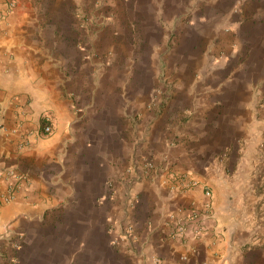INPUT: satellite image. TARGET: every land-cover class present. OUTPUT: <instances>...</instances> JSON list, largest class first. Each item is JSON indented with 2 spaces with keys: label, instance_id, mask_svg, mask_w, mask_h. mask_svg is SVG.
I'll list each match as a JSON object with an SVG mask.
<instances>
[{
  "label": "crops",
  "instance_id": "crops-1",
  "mask_svg": "<svg viewBox=\"0 0 264 264\" xmlns=\"http://www.w3.org/2000/svg\"><path fill=\"white\" fill-rule=\"evenodd\" d=\"M201 2L212 8L204 12L199 4L191 14L192 38L223 23L233 25L237 40L250 35L264 42V0ZM49 3L0 0V172L15 169L24 179L8 203L2 197L12 179L0 177V264H264V197L253 191L264 179L258 148L249 144L239 152L245 170L237 180L251 193L240 187L224 202L214 197L212 214L172 239L170 216L188 215L205 201L202 187L186 189L183 178L217 184L216 170L203 173L194 160L204 167L207 149H227L228 139L238 136L175 134L167 109L160 118L165 123L155 119L145 129L139 99L130 130L113 126L108 102L98 114L95 101H84L91 90L87 52L74 37L45 34L39 10ZM81 78L83 87L76 82ZM192 85V94L203 89L216 97L203 100L215 102L213 108L190 113L189 93L178 88L176 113L194 131L197 121L209 122L215 113L227 119L252 112L238 108L233 83ZM154 102L157 107L162 99ZM80 106L87 112L78 114ZM45 127L52 132L44 134Z\"/></svg>",
  "mask_w": 264,
  "mask_h": 264
},
{
  "label": "rangeland",
  "instance_id": "rangeland-1",
  "mask_svg": "<svg viewBox=\"0 0 264 264\" xmlns=\"http://www.w3.org/2000/svg\"><path fill=\"white\" fill-rule=\"evenodd\" d=\"M49 2L39 10L46 17L45 34L48 37L61 34L64 38L74 37L78 47L87 52L91 61L90 67H87L91 76L87 75L86 78V85L89 84L91 90L87 92L84 101H95L98 114L108 102L106 109L112 115L113 126H124L126 133L133 124V101L139 99L140 121L144 120L145 129L155 119L165 123L160 118L167 109L166 113L170 115L168 121L172 119L169 129H174L175 134L186 129L196 136L203 133L220 136L224 133L235 134L238 140L229 138L227 149L217 146L218 149L222 147V154L218 155L216 145L213 146L216 149H212V153L207 149L209 153L204 167L199 164L201 159L194 160L203 173L211 167L218 173H214L217 183L215 187L199 182L195 188L202 187L204 203L208 200L206 192L211 193L212 212L214 197H221L224 202L230 192L238 194L243 182L240 183L237 179L242 178L245 170L240 150L247 148L249 144L253 145L258 148L255 156L264 161V42L250 35L246 36V40H237L233 25L223 23L216 30V36L213 35L216 31L210 24L204 29L203 38H192V31L186 26L193 20L190 19L191 14L199 10V4L204 12L209 13L212 8L204 6L201 0ZM199 17L202 19V14ZM196 81L210 85H237L238 108L251 110V114L244 113L241 118L235 115L234 118L224 119L220 118V113H215L210 116L209 122L197 121L195 131L183 125L185 120H180L174 102L179 103L180 100L178 95L181 92L178 93V88L183 87L184 92L189 93L190 100H186L185 108L190 113H200L202 109L213 108L212 105L215 104H204V99L216 98L212 94L208 95L207 90H195V94H192V84ZM76 82L84 86L83 78ZM80 97H84L82 92ZM157 99H162V103L154 107V100ZM82 102L83 100H79L78 104ZM87 109L88 107L80 106L78 114L86 113ZM175 115L176 118H173ZM258 170L264 174V166H260ZM242 190L247 194L251 193L245 187ZM253 191L257 196L264 197V179H259ZM2 198L5 200L6 197Z\"/></svg>",
  "mask_w": 264,
  "mask_h": 264
},
{
  "label": "built area",
  "instance_id": "built-area-1",
  "mask_svg": "<svg viewBox=\"0 0 264 264\" xmlns=\"http://www.w3.org/2000/svg\"><path fill=\"white\" fill-rule=\"evenodd\" d=\"M8 7L10 10H13V8L15 7V3L12 1L9 2ZM43 132L44 134L48 135L52 132V130L50 127H45ZM4 176L12 179V183L9 186L8 193L5 198V201L9 203L14 199L15 189L18 187V184L24 179L23 176L19 174L15 169H7L0 172V177ZM183 182L184 184L186 183V189L195 188L199 185L198 181L194 179L186 180V177L183 178ZM206 196L208 200L202 205L201 209L199 207H196L188 215L172 214L170 216L171 222L175 223L174 231H172L171 233L172 239L182 238L191 223H194L196 221H204L205 218L209 217L212 214L213 205L211 201L212 197H210L211 193L207 191ZM200 232L201 228H198L197 233ZM183 260H187V257L184 256Z\"/></svg>",
  "mask_w": 264,
  "mask_h": 264
}]
</instances>
